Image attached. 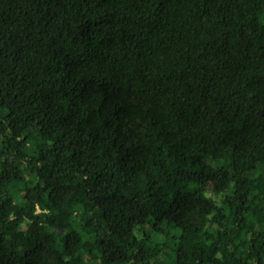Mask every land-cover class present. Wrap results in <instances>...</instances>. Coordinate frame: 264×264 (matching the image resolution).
Returning <instances> with one entry per match:
<instances>
[{"label": "trees", "instance_id": "1", "mask_svg": "<svg viewBox=\"0 0 264 264\" xmlns=\"http://www.w3.org/2000/svg\"><path fill=\"white\" fill-rule=\"evenodd\" d=\"M87 261L264 264V0H0V264Z\"/></svg>", "mask_w": 264, "mask_h": 264}, {"label": "rangeland", "instance_id": "2", "mask_svg": "<svg viewBox=\"0 0 264 264\" xmlns=\"http://www.w3.org/2000/svg\"><path fill=\"white\" fill-rule=\"evenodd\" d=\"M140 232H141L140 230H139V231L137 230V234H139ZM166 250H167V249H166ZM87 262L90 264V262H89V261H87Z\"/></svg>", "mask_w": 264, "mask_h": 264}]
</instances>
